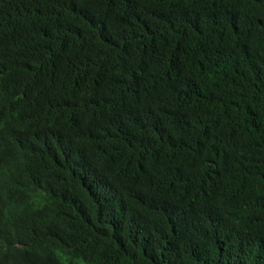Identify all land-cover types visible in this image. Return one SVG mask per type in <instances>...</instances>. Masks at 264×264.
Masks as SVG:
<instances>
[{"label":"trees","instance_id":"1","mask_svg":"<svg viewBox=\"0 0 264 264\" xmlns=\"http://www.w3.org/2000/svg\"><path fill=\"white\" fill-rule=\"evenodd\" d=\"M0 264H264V0H0Z\"/></svg>","mask_w":264,"mask_h":264}]
</instances>
